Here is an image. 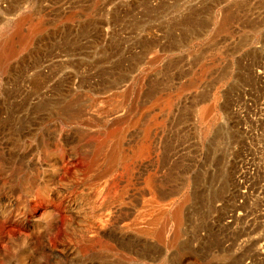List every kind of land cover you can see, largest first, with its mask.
<instances>
[{"label": "rangeland", "instance_id": "obj_1", "mask_svg": "<svg viewBox=\"0 0 264 264\" xmlns=\"http://www.w3.org/2000/svg\"><path fill=\"white\" fill-rule=\"evenodd\" d=\"M0 264H264V0H0Z\"/></svg>", "mask_w": 264, "mask_h": 264}, {"label": "bare ground", "instance_id": "obj_2", "mask_svg": "<svg viewBox=\"0 0 264 264\" xmlns=\"http://www.w3.org/2000/svg\"><path fill=\"white\" fill-rule=\"evenodd\" d=\"M65 114H66V116L64 118V122L66 123V125L72 124V122L75 121L76 118L71 116L68 112H66ZM125 131L126 130L121 131V133H117L116 137L112 141V144H108V142H107V143L99 146L97 156H96V163H94V166L92 167V173L104 174V175L107 173L109 174V171H111L113 168L118 167L121 164H125L128 161V154L126 153V151L123 147L124 142L127 138V132H125ZM147 137H148V135H147ZM148 153H149L148 144L144 143L139 148L138 154H136V155H138L140 157H144V156H147ZM99 161L102 162L103 166L99 165ZM5 213H6V211L4 213H2V215H4ZM7 214H9V213L7 212ZM175 217H178V219H179L180 215L175 213ZM21 222L24 223L23 220ZM35 227L37 228V231H39V230H42V228L44 226L42 223H37V224H35ZM144 234H148V232L144 231ZM64 257H65V255H64Z\"/></svg>", "mask_w": 264, "mask_h": 264}, {"label": "clouds", "instance_id": "obj_3", "mask_svg": "<svg viewBox=\"0 0 264 264\" xmlns=\"http://www.w3.org/2000/svg\"><path fill=\"white\" fill-rule=\"evenodd\" d=\"M44 216H48L49 219L51 218L50 213H43L42 216H41V219H42ZM22 250H23L22 247H16V248L13 249V251H12V255H13V256H17V255H19V253H20Z\"/></svg>", "mask_w": 264, "mask_h": 264}]
</instances>
